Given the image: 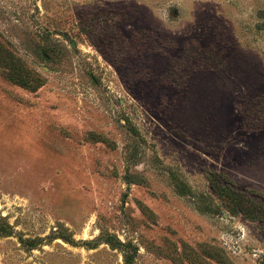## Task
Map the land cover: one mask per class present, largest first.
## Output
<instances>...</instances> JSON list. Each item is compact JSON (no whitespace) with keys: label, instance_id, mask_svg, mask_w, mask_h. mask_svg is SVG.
I'll return each mask as SVG.
<instances>
[{"label":"rangeland","instance_id":"374dc122","mask_svg":"<svg viewBox=\"0 0 264 264\" xmlns=\"http://www.w3.org/2000/svg\"><path fill=\"white\" fill-rule=\"evenodd\" d=\"M0 45V264H264L210 183L264 203V0H0Z\"/></svg>","mask_w":264,"mask_h":264},{"label":"trees","instance_id":"16d2710c","mask_svg":"<svg viewBox=\"0 0 264 264\" xmlns=\"http://www.w3.org/2000/svg\"><path fill=\"white\" fill-rule=\"evenodd\" d=\"M0 45V55H1ZM5 58H0V66L3 68L4 76L8 81L30 91L35 90L40 84L39 78H35L24 68L23 64L12 55L5 53ZM215 177L210 179L211 185L215 188L217 197L232 215L243 214L251 220L264 221V203L259 200H251L242 192L231 185H219L214 182ZM250 204V205H249ZM251 207V209H250ZM210 211V209H207ZM8 227L0 224V235L5 233Z\"/></svg>","mask_w":264,"mask_h":264}]
</instances>
